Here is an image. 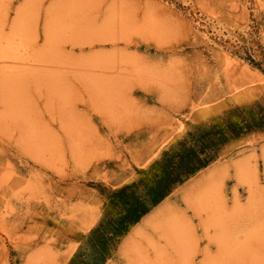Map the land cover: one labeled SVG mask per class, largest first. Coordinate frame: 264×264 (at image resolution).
I'll return each instance as SVG.
<instances>
[{
	"label": "rangeland",
	"instance_id": "rangeland-1",
	"mask_svg": "<svg viewBox=\"0 0 264 264\" xmlns=\"http://www.w3.org/2000/svg\"><path fill=\"white\" fill-rule=\"evenodd\" d=\"M263 117L264 0H0V264H264Z\"/></svg>",
	"mask_w": 264,
	"mask_h": 264
},
{
	"label": "trees",
	"instance_id": "trees-1",
	"mask_svg": "<svg viewBox=\"0 0 264 264\" xmlns=\"http://www.w3.org/2000/svg\"><path fill=\"white\" fill-rule=\"evenodd\" d=\"M264 125V117L261 119ZM202 153L196 148H190L183 153H177L170 157L166 155L156 172L151 176L152 184L145 185V194L133 196V208L126 215L125 221L130 224L137 223L143 216L147 215L154 207L159 205L170 193L171 186L177 185L195 174L209 163L208 159L202 158ZM122 223L114 221L108 230H102L98 239L99 243L107 244L114 234L120 233ZM104 256L99 252L92 257L87 264H103Z\"/></svg>",
	"mask_w": 264,
	"mask_h": 264
},
{
	"label": "bare ground",
	"instance_id": "bare-ground-1",
	"mask_svg": "<svg viewBox=\"0 0 264 264\" xmlns=\"http://www.w3.org/2000/svg\"><path fill=\"white\" fill-rule=\"evenodd\" d=\"M11 45H12L11 41L9 43L8 42L6 43V46L8 47V49H11ZM133 66H135V65H133ZM167 207H168V205H166V204L162 205L160 207V209L158 211H156L157 213H152L150 216H148V219L146 220V224L153 222V220L155 219L156 216H157L156 218H158L160 216V213L163 212L165 209H167Z\"/></svg>",
	"mask_w": 264,
	"mask_h": 264
}]
</instances>
